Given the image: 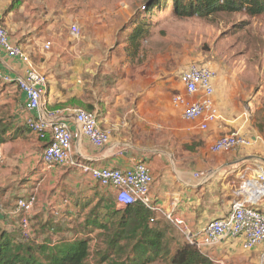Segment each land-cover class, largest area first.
<instances>
[{
  "label": "crops",
  "instance_id": "1",
  "mask_svg": "<svg viewBox=\"0 0 264 264\" xmlns=\"http://www.w3.org/2000/svg\"><path fill=\"white\" fill-rule=\"evenodd\" d=\"M30 1L0 0V22L10 30L11 41L21 46L48 77L45 104L39 112L27 109L26 95L16 83L4 84L0 81V150L5 156V162L0 167V203L5 206L0 205L3 208L0 212L3 228L8 231L15 228L13 220L17 218L13 211L17 200L36 196L38 191L48 190L54 194L62 191L60 204L65 198L69 199L67 195L93 194L95 190L114 198V191L96 183L89 173L59 166L47 168L42 162L45 145L26 125L29 119L59 110L58 119L67 122L70 129L77 132L72 110L78 108L75 106L79 103L93 105L99 114L100 127L112 129V135L109 145L103 149L96 148L86 137L80 138L74 142V157L97 167L122 170L145 163L153 176L150 197L160 209L152 212L154 218L151 220L164 225L169 223L179 232L174 224L175 218L184 219L190 230L197 231L211 220L227 216L240 195L245 198L241 193L242 174L249 168L253 171L260 164L250 163L259 162L256 156L230 161L211 152L212 145L221 136L233 130L246 132V120L231 117L224 110L230 90L225 82L222 83L220 75L216 76L214 86L215 102L222 111V119L211 124L207 130L200 129L201 122L198 120H185L180 108L175 107L179 111L169 109V114H166L164 97L162 103L152 102L151 105L156 104V112L148 113L149 101L142 98L134 108H126L123 115H112L116 109L111 106L112 103L109 105L110 96L105 93L108 88L99 84L100 77L107 73L101 69L102 66H106L108 71L111 70L109 67L118 68L116 57L113 55L112 59L101 61L100 56L91 55L88 50L109 45V51L115 54L120 47H126V43L118 47L112 43L126 25V20L120 26L113 23L101 30L94 25L98 29V38L86 40L80 37L72 43L67 36L56 38L57 33L67 34L56 15L54 19L57 21L52 23L56 33L53 32L52 39L48 40L55 44L54 51L49 53L43 49L46 39L42 35L46 34V28L43 23H37L42 18L34 21L38 14L29 6ZM13 3L18 4L13 7ZM105 37H108L107 42L102 41ZM0 61L3 74L14 81L24 75L25 65L18 59L8 58L2 50ZM166 83H162V91ZM121 88L129 94L139 93L138 99L144 91L141 85L133 83H123ZM98 97H102L101 102H98ZM115 133L120 134L116 136ZM142 139L145 143L141 142ZM130 140L135 143H128ZM251 176L252 173L247 174L248 178ZM50 198L45 199L44 193L40 194L34 209L36 212L33 211L31 217L44 214L46 218L51 210L48 206L56 204L55 197ZM73 200H69V206ZM255 207L264 213V198ZM67 208L64 207L62 212ZM183 240L186 241L185 237ZM263 252L264 244L245 251L242 240L236 239L222 242L210 249L209 254L227 264H260Z\"/></svg>",
  "mask_w": 264,
  "mask_h": 264
},
{
  "label": "rangeland",
  "instance_id": "2",
  "mask_svg": "<svg viewBox=\"0 0 264 264\" xmlns=\"http://www.w3.org/2000/svg\"><path fill=\"white\" fill-rule=\"evenodd\" d=\"M147 2L148 0H31L29 6H32L38 14L35 22L42 18L37 23H43L46 28V34L42 35L46 39L43 49L49 53L54 51L55 44L48 40L52 39L53 32L56 33L52 24L57 21L54 19L56 15L59 17V24L67 33L64 35L57 33L56 38L67 36L72 43L77 42L80 37L86 40L92 37L98 38L97 28L101 30L113 23L120 26L126 20V25L118 34L116 41L112 42L115 47L125 44L135 25L146 20L148 32L141 40L138 57L127 56L126 50L130 47L128 43L126 47H120L115 54L109 51V45L88 50L89 54L100 56L101 61L112 59L113 55L116 57L118 68L109 67L111 70L108 71L106 66H102L101 69H105L108 74L100 77L99 84L108 88L105 93L110 96L109 105L112 103L111 106L116 109V113L112 115H123L126 108H134L136 102L142 98L149 101L148 113L156 112V104H151L162 103L163 97L166 114H169V109L179 111V108L176 109L173 104V98L184 92L181 83L182 73L193 64L205 65L216 76L220 75L222 83L225 82L229 87L224 110L231 117L246 120L245 134L236 130L228 134L240 133L254 139L250 147H238L217 155L221 158L227 157L230 161L256 156L259 162L250 161V163H258L264 168L262 162V159L264 160V15L252 18L245 14H221L208 19H178L171 13V1L162 9L153 7L151 10L145 8ZM2 26L10 33L4 24ZM108 37L102 38V41L107 42ZM37 68L44 73L39 66ZM163 82L166 83L164 91L161 87ZM123 83L141 85L143 87L141 90L144 91L139 99V93L129 94L124 91V88H121ZM97 100L101 102L102 97H98ZM94 102L97 103L96 100ZM78 108L84 107L78 106ZM105 130L112 135V129ZM115 134L117 136L120 133ZM141 142L145 143V139ZM128 143L135 141L130 140ZM1 164L4 163H0V167ZM253 171L249 168L248 174ZM36 193V196L34 195L36 200L42 193L45 199L55 197L56 204L48 206L51 209L48 215L54 214V210L61 215L62 209L68 205L65 203L68 200L60 204L62 191L56 194L53 191L49 193L48 190ZM0 205L4 206L3 203ZM2 209L0 207V212Z\"/></svg>",
  "mask_w": 264,
  "mask_h": 264
},
{
  "label": "built area",
  "instance_id": "3",
  "mask_svg": "<svg viewBox=\"0 0 264 264\" xmlns=\"http://www.w3.org/2000/svg\"><path fill=\"white\" fill-rule=\"evenodd\" d=\"M48 48L47 46L46 49ZM0 50L8 58L20 60L26 67L24 75L14 81L3 74L0 61V81L4 84L16 83L26 95L27 109L30 112H39L45 104L48 78L37 68L28 53L11 41L9 32L1 22ZM215 78V73L207 66L193 64L181 75L184 92L173 98L175 107L182 110V117L187 121H200L199 127L202 130H207L211 124L222 119L221 110L215 102ZM60 113L59 110L48 111L42 116L29 119L26 123L28 129L45 145L42 162L47 168L59 166L89 173L95 182L114 191L115 204L119 209L140 204L151 212L160 211L150 197L153 176L145 163H137L130 169L122 170L116 167H97L74 157V142L82 137H86L98 149L105 148L111 141L110 132L100 127L99 114L96 111L88 112L83 108L72 110L78 126L77 132H73L67 122L58 119ZM253 142V138L231 133L216 140L211 152H229L238 147H250ZM0 163H4L1 151ZM248 171L249 169H246L242 174L241 193L245 198L240 195L232 204L227 216L213 219L197 231L190 230L184 219H174L175 226L184 235L186 242L213 264H227L209 254L210 249L222 242L241 239L245 251H251L264 244V213L255 207L256 203L264 198V168L257 166L251 178L247 177ZM36 201L35 196L21 198L13 212L18 219V229L24 240H30L34 236L30 219ZM56 211L54 210V214L57 216L60 213ZM260 264H264V252L261 254Z\"/></svg>",
  "mask_w": 264,
  "mask_h": 264
},
{
  "label": "trees",
  "instance_id": "4",
  "mask_svg": "<svg viewBox=\"0 0 264 264\" xmlns=\"http://www.w3.org/2000/svg\"><path fill=\"white\" fill-rule=\"evenodd\" d=\"M169 1L171 13L178 19L264 15V0H148L145 8L162 9ZM146 28L145 20L131 30L127 56L138 57ZM78 106L95 111L93 105ZM67 197L66 208L71 198L73 203L61 215L31 217L34 236L30 240L23 239L18 219L8 231L0 217V264H213L171 224L152 223L154 214L140 204L119 209L115 198L97 190Z\"/></svg>",
  "mask_w": 264,
  "mask_h": 264
}]
</instances>
